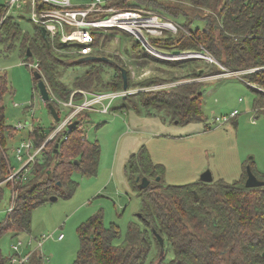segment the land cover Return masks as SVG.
I'll return each mask as SVG.
<instances>
[{
  "label": "trees",
  "instance_id": "obj_1",
  "mask_svg": "<svg viewBox=\"0 0 264 264\" xmlns=\"http://www.w3.org/2000/svg\"><path fill=\"white\" fill-rule=\"evenodd\" d=\"M138 1L145 8L159 7L163 13L169 11L167 0ZM190 3L196 9L213 12L214 17L205 16L203 27L190 28L178 38L167 33L161 38L150 37V44L170 51H205L228 72L257 69L242 74L240 78L264 89V0H190ZM108 6L137 7L127 0L110 1ZM34 28L32 36L24 34L31 55L27 56L24 52L23 56L26 59L35 57L38 72L49 92V102L59 117L61 112L66 115L68 111L60 108L56 101H68L74 91L123 90L121 72L115 65L97 60L79 62V58L70 65H82L85 67L84 72L74 77L71 87L65 84L62 74L67 66L65 58L68 56V46L51 41L48 36L47 43L44 42L38 26ZM19 35L21 29L18 21L10 17L3 21L0 28L1 42H12ZM100 37L96 38L95 47ZM176 39L178 48L168 47ZM134 44L139 46V43ZM104 54L97 52L93 55ZM196 62L188 60L187 63L192 66L185 73L186 76L197 78L204 74ZM211 63L212 68L217 67ZM105 66H112L114 71L107 82L102 74ZM126 71L128 90L131 89L130 72ZM210 72L217 71L212 69ZM157 80L159 78L155 76L148 77L139 81L138 85L149 86ZM98 86L104 88L94 90ZM7 90V77L5 73H0V202L5 187L11 193L10 209L0 223V234L4 231L16 234L29 232L33 209L45 203L50 196L68 198L74 193L77 183L71 175L75 171L84 176L96 173L100 147L96 141L90 142L85 137L83 125L88 121L86 111L78 115V123L73 128L47 140L57 124L52 119L51 127L46 129L36 125L28 133L33 148L43 147L34 162L28 165L24 178L6 180L13 171L6 153L7 141L17 132L6 123L4 116L2 99ZM253 91L256 96L254 105L264 104L262 93L255 89ZM203 92L202 83L191 81L169 89L137 92L136 97L141 106L163 111L171 121L188 123L201 117ZM72 99L79 102L82 95L76 92ZM45 106L47 108V104ZM126 170L141 199L138 218L142 225L129 223L123 243L114 245L113 240L119 236L118 228L113 224L105 227L102 216L99 213L93 215L77 227L79 250L72 264H145L152 248H155V252L156 248L159 250L153 231L163 238L166 249L168 247L172 253L171 259L164 262L165 256L159 257L158 251L157 264H264V186L245 187L246 167L239 182L218 180L211 183L197 181L179 186L165 185L161 181L163 167L154 164L142 147L131 155ZM139 176L150 178L148 187H138L135 178ZM156 177H160L158 182L155 181ZM259 180L264 181V178ZM57 182L59 186H56ZM3 262L0 253V264ZM27 264H42V261L39 256L33 255Z\"/></svg>",
  "mask_w": 264,
  "mask_h": 264
},
{
  "label": "rangeland",
  "instance_id": "obj_2",
  "mask_svg": "<svg viewBox=\"0 0 264 264\" xmlns=\"http://www.w3.org/2000/svg\"><path fill=\"white\" fill-rule=\"evenodd\" d=\"M6 1L8 0H0V4ZM127 2L136 4L135 8L159 14L178 25L177 32L164 31L163 35L155 38H161L165 33L178 38L190 28L194 30L203 27L205 16L214 17V13L209 10L196 9L190 0H167L171 15L167 14L169 11L160 12L162 10L159 7L145 8L138 0ZM18 22L21 35L12 42L0 41V73H5L8 80V90L2 99L5 120L12 127L16 124L24 125L23 129L14 133L7 141L6 153L13 171L23 166L17 160L14 149L20 142L28 139L32 127L40 125L47 129L53 124L32 76L33 70L38 69L28 66V63H36V59L34 56L28 59L23 56L29 49L24 34L32 36L36 25L28 16ZM104 36L106 38L99 40L93 53L105 52L103 56L129 70L131 89L125 95L127 99L116 98L106 114L86 111L88 121L83 125L85 137L90 142L96 141L100 147L96 173L84 176L75 171L71 175L72 180L77 183L74 193L68 198L57 196V200H47L33 209L29 232H2V264H11V245L18 240L23 241V247L31 241L29 247L21 250V254L32 249L33 255L39 256L42 264H72L79 250L77 227L98 213L102 216L105 227L113 224L119 230V236L113 240V244H122L129 223L142 225L138 218L141 199L126 170L131 155L142 147L154 164L163 167L161 181L165 185L179 186L197 182L206 170L211 172L213 181L239 182L247 165L257 178H264V115L258 114L255 117L253 108L256 96L251 88L253 84L240 78L243 71L233 74L225 71L213 58L212 62L217 67L212 68L211 61L203 58L208 55L205 51L182 59H163L142 49V44L134 37L117 29L102 33V37ZM55 41L60 44L58 39ZM176 41L177 39L168 47L178 48ZM135 42L139 46H135ZM173 51L161 50L165 55ZM75 59L78 58L68 54L65 58L67 66L62 74V81L70 87L74 77L85 70L82 65H70ZM189 59L197 60V65L203 69V75L197 78L185 75L192 66L187 63ZM175 62L184 64L177 65ZM212 69L217 72H210ZM102 70L104 81H109L107 78L114 72L112 66H105ZM152 76L159 80L149 86H139V81ZM169 78L173 80H166ZM191 81L202 83L204 92L201 117L188 123L171 121L163 111L141 106L136 97L137 92L169 89ZM102 88L104 87L98 86L94 90ZM101 92L113 93L118 90L103 89ZM234 110L237 111L234 117L224 122L215 121V117L229 116ZM64 116L65 113L61 112L60 118ZM10 198V190L5 187L0 202V223L9 210ZM60 234L63 237L57 240ZM43 235L48 238L36 248L34 238ZM156 250L155 252V248H152L145 264L158 263L159 250ZM164 254V262L171 259L172 253L168 247L166 249L165 242Z\"/></svg>",
  "mask_w": 264,
  "mask_h": 264
},
{
  "label": "built area",
  "instance_id": "obj_3",
  "mask_svg": "<svg viewBox=\"0 0 264 264\" xmlns=\"http://www.w3.org/2000/svg\"><path fill=\"white\" fill-rule=\"evenodd\" d=\"M110 1L114 0H8L2 5L3 10L0 16V28L3 21L9 17L14 21H20L24 16H28L33 24L45 29L46 37L48 36L51 41L58 39L60 43L67 45L69 48L68 54L76 58L93 55V51L95 50L94 42L97 36L100 35V39H104L106 36L102 37V33H108L109 30L112 29L122 31L134 37L135 40L138 39L140 43L144 41L147 46L158 51L150 44L149 38L160 37L163 35L164 31L177 32L179 28L177 24L159 14L140 8L108 6ZM196 53L198 52L188 51L171 53L166 54L165 58L182 59L185 58L184 55L193 56ZM157 56L164 59L163 56ZM207 59L211 62L213 61L209 55H207ZM28 66L32 67V69H38L37 62L34 64L28 63ZM254 70L257 69L244 70L243 74ZM246 82L250 84V82ZM251 88L262 93L264 96V89L254 84ZM76 92L82 95V99L79 102H75L72 99L73 94ZM128 93L129 90H121L113 93H91L78 90L71 94L68 101L57 100V105L68 112L64 118L61 119L59 117V121L49 134L47 140L52 139L61 131L68 130V125L76 120L78 115L84 111H97L103 114L108 113L112 102L116 98L124 97ZM253 112L255 113V117H257L258 114L264 115V104L254 105ZM236 114L237 111L234 110L229 116L215 117V121L220 120V122H224L234 117ZM23 128L24 125L22 124L14 125L15 131H19ZM42 147L43 145L37 149L33 148L29 139L20 142V144L15 147V156L18 161L23 163V166L17 171H12L6 180L12 181L14 178L23 179L28 170V165L30 166L34 162ZM25 166L27 167L23 169ZM22 169L23 172L20 174ZM62 237L63 235H58L57 240L62 239ZM47 238L48 237L44 235L39 238H34L36 248L41 246L42 242ZM30 244L31 241H28L24 247H29ZM23 245L24 243L22 240H18L15 244L11 245V250L13 252V255L10 256L11 264H27L32 258V249H30L28 253L21 254V250L24 248Z\"/></svg>",
  "mask_w": 264,
  "mask_h": 264
},
{
  "label": "water",
  "instance_id": "obj_4",
  "mask_svg": "<svg viewBox=\"0 0 264 264\" xmlns=\"http://www.w3.org/2000/svg\"><path fill=\"white\" fill-rule=\"evenodd\" d=\"M38 30H39L40 35H41L42 39L44 40V42L47 43V37H46L45 29L43 27L39 26ZM136 41L139 42L138 39H136ZM141 43H142V49H146L145 46H147V44L144 41H141ZM147 47H149V46H147ZM172 53H179V52L178 51H173ZM26 54H27V56L31 55L29 49H27ZM94 60L105 61V62H108L110 64L115 65L121 72L122 81H123L122 89L124 91L127 90V71L124 68L118 66L111 59H109L108 57H105V56H96V55H90V56H85V57L79 58V62L94 61ZM32 75H33V77L36 80L37 88H38L41 100L43 101L44 104H47V108L49 110V113H50L52 119L55 122H58L59 121V116H58L55 108L53 107V105L49 102V92L47 90L46 84H45L40 72L34 71ZM77 123H78L77 120H74L73 122H71L68 125V127H67L68 130L73 128ZM55 146L57 147V144H55ZM159 180H160L159 177L155 178L156 182H158ZM136 181L139 183L138 186L141 189H144V188L148 187L149 184H150V179L147 178V177H141V178L137 177ZM199 181L202 182V183H211L213 181V177H212L211 172L209 170L204 171L200 175ZM59 185H60V183L57 182L56 186H59ZM244 185H245L246 188H256V187L264 186V181L258 180L257 177L252 173L250 167L247 165L246 166V179H245ZM48 200L49 201H55V200H57V196L56 195H52V196H50L48 198ZM138 217H139V214H138ZM153 234H154V236H155V238H156V240H157V242L159 244V257H163V255H164V241H163V238L159 234H157L155 231H153ZM262 255L264 257V252H263Z\"/></svg>",
  "mask_w": 264,
  "mask_h": 264
},
{
  "label": "bare ground",
  "instance_id": "obj_5",
  "mask_svg": "<svg viewBox=\"0 0 264 264\" xmlns=\"http://www.w3.org/2000/svg\"><path fill=\"white\" fill-rule=\"evenodd\" d=\"M147 48H148L149 51H151L152 53H154V54H156V55L163 56L164 58L166 57V55L163 54L162 52H158V51H156V50H153V49L150 48V47H146V49H147ZM157 53H158V54H157ZM197 55H199V54H197ZM193 56H196V54L193 55ZM184 57H192V56H186V55H184ZM203 58H206V59H207V56L204 55Z\"/></svg>",
  "mask_w": 264,
  "mask_h": 264
},
{
  "label": "crops",
  "instance_id": "obj_6",
  "mask_svg": "<svg viewBox=\"0 0 264 264\" xmlns=\"http://www.w3.org/2000/svg\"><path fill=\"white\" fill-rule=\"evenodd\" d=\"M1 5V4H0ZM165 36H167V34L165 35ZM154 47V46H153ZM155 49H157L158 51H160L161 52V50L162 49H159V48H156V47H154ZM163 53V52H162ZM15 150V149H14Z\"/></svg>",
  "mask_w": 264,
  "mask_h": 264
}]
</instances>
